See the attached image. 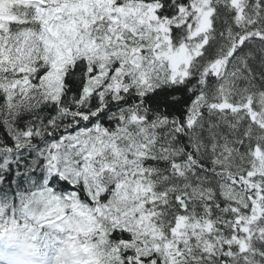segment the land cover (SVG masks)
<instances>
[{
  "label": "snow or ice",
  "instance_id": "6c2138e0",
  "mask_svg": "<svg viewBox=\"0 0 264 264\" xmlns=\"http://www.w3.org/2000/svg\"><path fill=\"white\" fill-rule=\"evenodd\" d=\"M0 264H264V0H0Z\"/></svg>",
  "mask_w": 264,
  "mask_h": 264
}]
</instances>
